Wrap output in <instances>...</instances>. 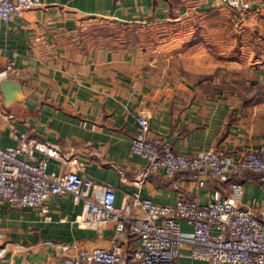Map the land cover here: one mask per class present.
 <instances>
[{"label": "crops", "instance_id": "crops-1", "mask_svg": "<svg viewBox=\"0 0 264 264\" xmlns=\"http://www.w3.org/2000/svg\"><path fill=\"white\" fill-rule=\"evenodd\" d=\"M42 1L22 18L0 22V74L13 61L17 73L7 78L18 80L24 94L7 106L0 90V147L21 140L58 146L48 172L76 171L100 194L110 187L118 207L132 205L136 195L161 205L208 203L216 190L229 195L231 184L214 179L198 188L179 175L151 174L137 184L147 162L131 144L147 112L151 137L165 138L179 153L216 149L240 161L264 146V0H248L243 14L223 0ZM120 26L140 28L139 39L126 30L114 34ZM161 29L174 31L156 36ZM175 56L183 66H171ZM214 71L249 72L263 93L252 86L249 94L225 93L217 81L221 89L210 95L205 83L187 76ZM231 181L244 184L245 204L256 202L264 219L260 174L245 171ZM47 207L43 214L0 202V264H61L67 252L96 247L127 255L138 245L129 232L116 238L114 223L85 222L84 202L72 194L51 197Z\"/></svg>", "mask_w": 264, "mask_h": 264}, {"label": "built area", "instance_id": "built-area-1", "mask_svg": "<svg viewBox=\"0 0 264 264\" xmlns=\"http://www.w3.org/2000/svg\"><path fill=\"white\" fill-rule=\"evenodd\" d=\"M223 1L241 14L250 9L248 0ZM43 6L42 0H0V22L22 18ZM16 73L12 61L0 79ZM131 150L147 162L137 184L151 174L166 179L179 175L205 188L210 179L226 183L245 171L259 173L264 184V146L248 151L240 161L216 149L193 155L179 153L165 138L151 137L147 112L138 118ZM59 152L56 145L25 140L16 147H0V202L47 214L51 197L72 194L76 202H84L85 222L102 227L114 223L116 238L129 232L138 240L131 257L118 247H96L67 252L61 264H177L181 259L206 264H264V219L255 214L256 202L245 204L242 182H232L227 196L216 190L208 203L194 199L161 205L136 195L132 205L118 207L112 188L103 187L100 194L90 179L76 171L48 172L49 158H58ZM134 208L144 214L138 216Z\"/></svg>", "mask_w": 264, "mask_h": 264}, {"label": "rangeland", "instance_id": "rangeland-1", "mask_svg": "<svg viewBox=\"0 0 264 264\" xmlns=\"http://www.w3.org/2000/svg\"><path fill=\"white\" fill-rule=\"evenodd\" d=\"M122 30H126L129 31L131 33V36H129L130 38H134L135 39H139V30L140 28H138L137 26H120L117 27L116 29H114V31L112 30V32L115 33H121ZM174 30L168 31V29L164 30L161 29L159 30L157 33H155L156 36H167L169 33H173ZM152 34H154V32L148 31ZM151 34V35H152ZM150 37H148L147 39H149ZM184 49V47H182V50ZM174 52H178V50H175ZM182 64V60L178 57H174L173 58V62H171V66L173 68H179ZM189 78L191 77V79H193L194 82H198L200 83H205L206 84V89L210 95H216L218 91H220L221 89V84L225 83V89L226 92L225 93H229V94H239V93H245V94H249L252 92V90L255 88L256 90H260V92L263 93V89L258 88L259 86L256 84L255 87H253V83H254V75L246 72V73H242L241 75H233L232 73H224V74H219L216 71H214V73L212 74H206V75H195V76H191V75H187ZM239 78V79H238ZM217 81H219V85H217ZM253 87V89H251V91H249L248 87ZM220 88V89H219ZM232 89H234V91H232ZM254 89V90H255ZM263 109V107H262Z\"/></svg>", "mask_w": 264, "mask_h": 264}, {"label": "water", "instance_id": "water-1", "mask_svg": "<svg viewBox=\"0 0 264 264\" xmlns=\"http://www.w3.org/2000/svg\"><path fill=\"white\" fill-rule=\"evenodd\" d=\"M0 90L4 95L7 106L24 99L22 84L18 80L11 78L2 79L0 81Z\"/></svg>", "mask_w": 264, "mask_h": 264}, {"label": "trees", "instance_id": "trees-1", "mask_svg": "<svg viewBox=\"0 0 264 264\" xmlns=\"http://www.w3.org/2000/svg\"><path fill=\"white\" fill-rule=\"evenodd\" d=\"M232 179V178H231ZM231 179H230V181L229 182H226V183H222V185H226V184H228V183H232V182H234V181H231ZM216 182H218L219 184H221V182H219L218 180H215ZM235 182H237V181H235ZM136 248H137V246L135 247V248H133L132 249V251L131 252H129L128 254H127V256H129V257H131L133 254H134V252H135V250H136Z\"/></svg>", "mask_w": 264, "mask_h": 264}]
</instances>
